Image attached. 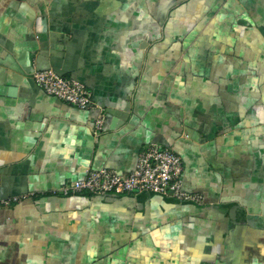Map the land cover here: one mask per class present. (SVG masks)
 <instances>
[{
    "label": "crops",
    "instance_id": "1",
    "mask_svg": "<svg viewBox=\"0 0 264 264\" xmlns=\"http://www.w3.org/2000/svg\"><path fill=\"white\" fill-rule=\"evenodd\" d=\"M45 70L98 108L45 93ZM150 143L205 206L52 195ZM24 196L0 204V264H264V0H0V203Z\"/></svg>",
    "mask_w": 264,
    "mask_h": 264
},
{
    "label": "built area",
    "instance_id": "2",
    "mask_svg": "<svg viewBox=\"0 0 264 264\" xmlns=\"http://www.w3.org/2000/svg\"><path fill=\"white\" fill-rule=\"evenodd\" d=\"M35 83L50 96L80 110L97 109L92 92L81 82L61 76L53 70L34 71ZM103 110V109H102ZM105 114L101 111L95 122L93 134L103 130ZM143 194L155 193L184 203L205 206L206 198L199 192L185 188L184 163L171 148L150 143L140 152L136 168L121 174L114 169L88 170L84 179L68 182L52 192L53 196L70 197L81 194ZM24 197L2 200L1 205L18 203Z\"/></svg>",
    "mask_w": 264,
    "mask_h": 264
}]
</instances>
